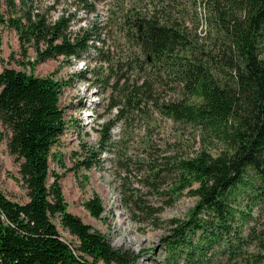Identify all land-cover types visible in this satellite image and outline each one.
<instances>
[{
    "label": "trees",
    "instance_id": "1",
    "mask_svg": "<svg viewBox=\"0 0 264 264\" xmlns=\"http://www.w3.org/2000/svg\"><path fill=\"white\" fill-rule=\"evenodd\" d=\"M82 1L88 11L94 9L92 2ZM189 1H201L207 8L212 31L208 40L193 37L170 1L117 15L134 49L132 56L118 60L124 68L116 82L121 104L110 105L119 118L124 112L142 111L151 101L165 116L216 130L225 143L215 154L204 147L187 156L144 161L145 184L157 192L166 175L175 178L165 204L185 188L196 197L187 219L168 220L162 264H211L214 254L225 264H262L264 230L247 222L250 205L264 208V0ZM54 7L43 8L36 0H0V24L13 28L22 45L33 47L35 61L83 58L94 30L83 25L73 30L76 13L64 10L52 17ZM145 69L148 73L141 78ZM134 71L138 73L131 78ZM84 72H76V77L85 78ZM152 74L170 77L190 96L158 102ZM73 78L13 66L0 71V123L10 131L8 148L19 158L27 193L23 202L4 194L0 164V264H144L138 260L142 252L112 246L103 233L70 212L57 175L50 179L51 148L68 124L60 93ZM113 123L107 121L108 131ZM108 136L102 133L99 140ZM122 203L140 210L145 219L163 207L147 203L134 191ZM84 204L96 217L104 210L98 195ZM54 218L76 237V244L62 237Z\"/></svg>",
    "mask_w": 264,
    "mask_h": 264
},
{
    "label": "rangeland",
    "instance_id": "2",
    "mask_svg": "<svg viewBox=\"0 0 264 264\" xmlns=\"http://www.w3.org/2000/svg\"><path fill=\"white\" fill-rule=\"evenodd\" d=\"M36 1L43 8L53 4L55 7L49 11L52 17L64 10L74 11L73 30L79 25L94 30L83 58L73 59L70 63L61 56L35 61L33 47L22 45L13 28L0 24V71L5 66H13L37 75L51 74L59 79L74 77L72 83L63 85L60 93V104L68 124L51 148L50 179L57 175L67 209L103 233L112 246L142 252L138 260L144 264H162L166 245L164 236L170 233L168 220L187 219L196 197L185 188L178 193L172 192L176 197L165 204L170 199L169 192L174 188L175 178L166 175L162 179L164 192H157L145 184L147 165L144 161L168 154L172 158L187 156L204 147L215 154L225 148V143L216 130L165 116L151 101L142 111L124 112L119 118L114 116L116 109L110 104H121V89L116 82L124 69L118 60L132 56L134 49L127 42L117 15L129 8H152L160 0H88L94 5L89 11L82 0ZM169 1L174 10H179L173 13L180 15L194 38L199 42L208 40L212 31L207 25V8L202 2L165 0L166 5ZM83 69L86 77H76V72ZM147 70L140 72L141 78L145 77ZM136 73H130L131 78L136 77ZM161 75L152 74L154 77H151L154 94L160 98L158 102L188 99L190 95L181 84ZM109 120L114 123L108 131L106 123ZM102 133L109 134L103 142L99 140ZM9 136L10 131L0 123L1 188L7 197L23 202L27 199L26 187L19 172V158L9 151ZM132 191L153 206H163L153 215L156 218L145 219L140 210L122 203V198ZM95 195L101 198L104 207L99 217L93 216L84 204ZM250 206L247 224L253 222L264 230L263 206L259 203ZM239 207L247 208V205L240 204ZM54 221L62 237L76 244V237L63 228L58 218ZM242 228L245 232L246 224ZM212 260L211 264H225L224 258L218 254H214ZM96 264L105 263L99 260Z\"/></svg>",
    "mask_w": 264,
    "mask_h": 264
}]
</instances>
